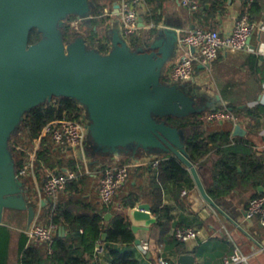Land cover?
Here are the masks:
<instances>
[{
  "label": "crops",
  "instance_id": "0c3cea01",
  "mask_svg": "<svg viewBox=\"0 0 264 264\" xmlns=\"http://www.w3.org/2000/svg\"><path fill=\"white\" fill-rule=\"evenodd\" d=\"M95 1L97 6L94 10L102 5L101 0ZM180 1L150 0L148 2L151 9L150 13L146 15L141 13L143 27H139L138 30L144 33L149 32L150 37L147 46L140 45L138 47L147 48L158 30H160L159 37L163 43L167 41L169 36L176 37L175 46L170 50L171 56L165 64L163 77L167 74V81H163L162 77L163 82H174L169 78V73L183 52L180 40L188 31L195 28L213 29L219 35H226L230 33L234 21L239 15L247 14L249 19V14L246 12L249 5L242 0H224L223 4L212 13L211 4L207 1L201 0L199 8L195 11H189L181 5ZM259 1L260 11L252 21L258 28L264 26V0ZM117 2L120 4L121 0ZM102 11L106 19L103 23L104 27L101 25L98 28L101 27L99 30L107 40L112 35V29L121 32L122 29L118 9L114 7V2L111 5L105 4ZM248 42L249 50L223 49L219 52L216 60L209 65L196 64L193 77L187 81L186 87L190 91L198 92L199 95L195 100L196 107L201 109L203 114L210 111L206 107L207 104L217 103L216 96L219 99L217 107L224 106L227 102H233L240 108L264 107V55L259 52L264 49V29H257L252 33ZM182 82L186 81L175 83L180 84ZM79 108L82 119L83 110L81 107ZM227 110L229 111V109ZM222 121L231 122L230 135L233 140L230 145H233L235 140H248L249 145L240 143L241 147L251 148L256 155L264 158V115L253 120L252 124H248L245 120L240 122L237 120L233 122L230 119L214 120L211 121L212 124L208 126L205 134L210 136V134L218 132L219 126H223ZM236 124L242 127L243 134L233 135ZM182 130L186 140L191 135L192 129L186 127ZM39 143L40 138L35 150L39 147ZM56 148L57 146L53 148L56 155L52 157L50 154L53 162L52 169H60L61 172L72 170L67 164L68 160L71 159L78 167L77 177L68 182L63 191L53 196H48L42 192L45 174L52 170L43 162L40 164V170L34 169L33 166L32 171L27 176L21 177L23 185L27 189V204L33 205L35 209L32 220L35 223L47 224L44 219H41V216L56 204L64 209H69L72 214L91 213L92 208L100 207L101 201L98 190L102 175L101 169L107 165L114 166L123 163L122 165H126L130 171V177L127 178L128 181L126 180L130 184L125 189L123 188L124 190H121L123 186H120L116 193L118 196L119 193L120 196H125L130 191L141 195L143 188H146L148 193L149 182L157 170L159 158L165 159L170 155L161 154L160 150L155 149V152H158L156 156L154 152L148 154L141 148H137L134 151L123 149L117 156H107L99 150L86 130L80 147H59L61 151H55ZM218 151L219 149L213 148L196 164L190 161L195 166L201 184L214 205L206 204L200 211H194L192 204L187 199L188 191L195 186L190 172L189 177L182 184L167 181L160 184L162 205L170 215L166 229L161 230L154 224L147 231L139 230L134 233L135 239L140 241L139 244L134 243L129 248L124 245H117L116 247L121 250H133L142 264H158L159 256L168 259L172 264H176L180 253L177 252L172 232L176 227L191 226L197 230L196 238L182 242V247L183 253H191L195 256L196 264H221L224 256L232 254L235 245L247 257L248 264H264V227L259 225L257 219H244L248 199L255 194L264 193V185L260 183H245L243 185L238 183L234 189L212 198L207 190H212L215 186L213 171L219 159ZM31 158L34 159V152ZM155 161H157L156 164ZM238 170H240L239 167ZM182 191H186V194L182 195ZM177 193L178 197H175ZM139 203L148 204L139 201L135 206ZM11 211L21 214V222H16L15 218L9 216ZM6 214L8 215L6 216ZM104 221L106 222L105 219ZM60 228H63V231H60ZM26 229V211L4 210L0 222V264H22L21 257L25 250L31 244H37L38 239L28 235L25 232ZM83 230L78 224L63 223L56 227L54 236L62 238L68 234L73 235L74 232L84 234ZM102 246L103 249L100 254L95 253L94 250V261H97V264H110L105 241L102 242ZM76 251L77 255L82 254V246L78 245ZM43 264L50 263L44 262Z\"/></svg>",
  "mask_w": 264,
  "mask_h": 264
},
{
  "label": "water",
  "instance_id": "95a60500",
  "mask_svg": "<svg viewBox=\"0 0 264 264\" xmlns=\"http://www.w3.org/2000/svg\"><path fill=\"white\" fill-rule=\"evenodd\" d=\"M96 6L95 0H0V222L5 209L26 211L27 228L33 220L35 209L27 204V189L16 176L9 140L31 108L60 96L82 108L86 133L105 155L137 148L156 156L155 149L172 154L194 179L187 193L194 211L214 205L187 158L182 128L166 122L167 117L201 112L195 102L199 94L187 89V81L161 80L176 37L163 43L158 30L147 48H132L120 30L112 29L106 53L88 48L82 37L65 44L64 19L72 15L89 24ZM138 21L142 28L141 15ZM34 28L40 38L30 44ZM216 100L206 107L218 108L217 96ZM243 132L239 124L234 126L233 135ZM126 214L133 233L147 231L156 222L146 203L128 208ZM109 218V213L104 215L106 221ZM176 264H196L195 256L180 254Z\"/></svg>",
  "mask_w": 264,
  "mask_h": 264
},
{
  "label": "trees",
  "instance_id": "16d2710c",
  "mask_svg": "<svg viewBox=\"0 0 264 264\" xmlns=\"http://www.w3.org/2000/svg\"><path fill=\"white\" fill-rule=\"evenodd\" d=\"M101 1L102 5L92 12L90 25L81 21L76 29L71 25V21L75 19L74 16L69 15L64 19L61 33L65 44L70 43L77 37H82L88 48L96 49L99 53H106L109 50V43L100 32L99 29L101 27H98L101 25L103 26L106 19L102 13L104 5H111L113 2L119 0ZM202 1H207L211 4V13L215 12L224 2V0ZM148 2H150V0H146L147 10L142 13L143 15L150 13L151 9L148 6ZM245 4L249 5L246 12L249 14V21L252 22L260 11V1L253 0ZM125 37L131 47H138L140 45L147 46L150 33H144L138 30L137 33ZM39 38L40 34L34 28L29 33L28 43H35ZM195 67L196 65H194V68ZM162 80L167 81V74ZM218 108L229 109V111L237 117L238 122L245 120L248 124H252L253 120L258 119L260 115H264V107L260 106L240 108L233 102H227L224 106ZM61 119L82 121L81 110L77 103L70 97H54L50 102L31 108L23 116L20 125L17 130L12 133L9 140V148L13 156L16 171L20 167L22 168L29 159L30 153L34 151L33 142L38 138H40V143L39 147L34 151V169L40 170L41 162L52 169L53 162L50 158V154L52 157L56 155L53 151L55 145L51 142L48 135L41 137V134L48 124ZM166 122L177 128L184 129L189 127L192 129L191 135L185 140V151L187 153V158L193 164L198 163L199 160L205 157L213 148L219 149V159L213 171L215 186L212 190H207L212 198H216L219 194L234 189L238 183L242 185L245 183H260L264 185V158L256 155L251 148L241 147L242 145L240 143L249 145L248 140H235V143L230 145L233 140L230 135V129L232 127L230 121H222L223 126H219L218 132L210 134V136H207L205 131L212 122L207 121L202 112L192 113L184 118L167 117ZM55 151H61V148L57 146ZM59 163L61 164L60 161ZM67 164L75 173L78 172V167L71 159L68 160ZM122 164L123 163H120V165ZM238 167L240 170H238ZM52 170L51 172L55 174L61 173L60 169ZM129 177L130 171L128 170L127 178L129 179ZM188 177L189 171L184 164L170 154L165 159L159 158L157 170L153 173V177L149 182L150 186L148 193L147 189L143 188L141 195H137L132 191L128 192L125 196H120V193L119 196L116 194L110 205H104L100 202V207L95 206L97 208H92L91 213L82 212L79 214H72L69 209H64L56 204L54 207L44 212L41 219H44V222L47 224L51 223L56 227L63 223L69 225L78 224V226L84 229V234L74 232L73 235L68 234L62 238L54 236L50 251L45 242L38 240L37 246L31 244L25 250L21 257V263L43 264L44 262H48L50 264H97V261H94V250L97 241L101 240V235L105 233V243L107 244V255L110 259V264H142L133 250H121L116 247L117 245H124L126 248H129L134 245L135 237L130 229V222L126 214L127 209L134 207L139 201L147 202L150 206L151 213L156 219L155 225L161 230L164 228L166 229V225L170 220V215L168 210L162 205L160 184L167 181L182 184ZM127 181L122 185L123 187L121 190L123 188L125 189L126 186L130 184H128ZM177 195L178 193L174 196L178 197ZM258 195H264V193H258L252 197ZM105 213L111 215L106 222L104 221ZM173 240L175 246H177L178 254H183L182 242L174 238ZM78 245L82 246V254L80 255L76 254Z\"/></svg>",
  "mask_w": 264,
  "mask_h": 264
},
{
  "label": "built area",
  "instance_id": "2783aa9c",
  "mask_svg": "<svg viewBox=\"0 0 264 264\" xmlns=\"http://www.w3.org/2000/svg\"><path fill=\"white\" fill-rule=\"evenodd\" d=\"M201 0H181L180 3L189 11H195L199 8ZM249 3L253 0H242ZM147 10L146 0H121L118 8L119 20L121 24L122 33L125 36L133 34L139 28L138 17L141 13ZM80 19H73L71 25L77 29ZM264 29V26H258L249 21L247 14L239 15L233 24L230 33L226 35H219L216 30L195 28L188 31L180 40L183 52L179 60L172 67L169 73V78L174 82L188 81L193 77L195 72L194 65H209L218 57V54L223 49L234 50H249V38L255 31ZM193 48V51H191ZM264 55V49L259 51ZM205 118L207 121L230 119L236 122L237 117L234 116L227 109H215L206 112ZM85 128L82 121L61 119L48 124L41 135H48L51 142L55 146L77 148L83 143ZM38 139L34 140V150L37 146ZM34 152V151H33ZM30 153L29 159L24 166L15 170L16 176H27L33 169V160ZM157 161H155V164ZM128 167L126 165L120 166H105L102 169L100 185L98 190L99 200L104 205L112 203L114 195L117 190L127 180ZM77 174L72 170L55 174L47 172L42 185V192L48 196H53L60 191H63L68 182L74 180ZM182 195L186 191H182ZM119 208V207H118ZM245 220L257 219L261 227H264V195H258L249 198L245 208ZM56 226L48 223L32 222L26 229V233L39 241L45 242L50 246L53 243ZM197 230L191 226L176 227L172 236L179 242H188L195 239ZM103 246L101 240L97 241L95 253L100 254ZM158 264H172L168 259L159 256ZM221 264H248L247 257L241 253L240 249L235 245L232 254L224 256Z\"/></svg>",
  "mask_w": 264,
  "mask_h": 264
},
{
  "label": "rangeland",
  "instance_id": "374dc122",
  "mask_svg": "<svg viewBox=\"0 0 264 264\" xmlns=\"http://www.w3.org/2000/svg\"><path fill=\"white\" fill-rule=\"evenodd\" d=\"M8 214H6L7 216ZM9 216H12L13 218H15L16 222H21V214H18V212L16 211H11L10 212V215ZM19 216V217H18Z\"/></svg>",
  "mask_w": 264,
  "mask_h": 264
},
{
  "label": "flooded vegetation",
  "instance_id": "af4514ba",
  "mask_svg": "<svg viewBox=\"0 0 264 264\" xmlns=\"http://www.w3.org/2000/svg\"><path fill=\"white\" fill-rule=\"evenodd\" d=\"M191 80V79H190ZM198 105V104H197Z\"/></svg>",
  "mask_w": 264,
  "mask_h": 264
}]
</instances>
